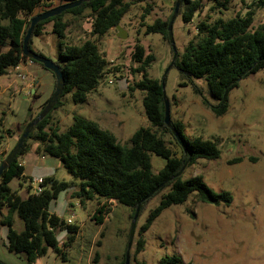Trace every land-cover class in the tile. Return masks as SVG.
Wrapping results in <instances>:
<instances>
[{"label": "rangeland", "instance_id": "1", "mask_svg": "<svg viewBox=\"0 0 264 264\" xmlns=\"http://www.w3.org/2000/svg\"><path fill=\"white\" fill-rule=\"evenodd\" d=\"M176 1H134L118 26L126 36L124 39L118 37L117 28L102 37L94 36L90 12L78 21L70 16L65 17L69 23L65 42L80 46L86 41H93L108 62L109 70L98 87L89 94L86 104L76 105L71 94L61 98L63 106L52 112L53 121L59 122L60 133H65L76 118H84L110 131L125 145L137 130L149 126L143 107L144 92L134 89L135 84L143 79V73L133 72L138 64L133 62L132 55L134 46L140 43L146 55L154 57L148 69L149 78L163 80L174 52L170 42L161 35H146V26L157 19L171 20ZM258 1L234 0L230 9L223 14L213 12L209 5L202 16H197L191 23L183 21L180 12L184 8L181 6L173 23L177 52L182 53L196 36V25L201 19L212 22L218 18L228 20L253 10L256 14L255 26L258 27L264 22V9L254 6ZM32 47L36 53L55 63L64 49L52 32V24L46 26L43 36L33 38ZM27 75L30 81L35 80L36 96L21 90L26 81L20 80L14 69L0 77V165L55 90L53 75L41 65L35 63L29 66ZM184 82L188 85L183 86ZM195 86L201 95L195 93ZM165 94L171 122L184 126L185 138L213 141L220 152L217 160L202 159L187 167L183 179L201 176L212 191L228 192L233 201L230 205L204 204L193 193L184 204L166 209L150 229L141 234L151 211L169 192V189H165L146 204L137 220L129 264H159L162 258L174 255L181 257L185 264H264V69L243 79L239 87L231 91L228 112L221 117H216L203 105L204 99L213 106L219 103L210 94L205 79L193 78L190 82L173 68L165 79ZM165 139L179 154L178 147L172 144V137L166 134ZM28 145L31 171H36L44 180L54 178L74 186L80 184L81 181L70 175L58 159L39 153L37 141L29 139ZM151 158L154 172L158 173L166 161L156 155ZM237 159L241 161L233 163ZM35 178L28 176L23 181L14 179L10 187L25 196L33 195L32 180ZM99 202L100 199H95L81 204L72 189L60 193L50 204L49 212L66 223L72 219V226L78 227L79 232L66 249L64 244L69 238L68 231L58 229L56 232L66 261L49 248L36 264H94L96 256L99 264H125L132 212L114 201ZM104 205L108 212L104 215L103 224H98L93 216ZM15 220L16 230L23 231V221L17 215ZM7 231L0 224L1 261L27 264L25 256L8 251ZM141 238L145 241V247L137 252Z\"/></svg>", "mask_w": 264, "mask_h": 264}, {"label": "trees", "instance_id": "2", "mask_svg": "<svg viewBox=\"0 0 264 264\" xmlns=\"http://www.w3.org/2000/svg\"><path fill=\"white\" fill-rule=\"evenodd\" d=\"M41 1L0 0V77L6 76L10 69H14L27 59L23 51V41L31 19L54 8L49 7L36 13L42 6ZM77 1L79 0H60L58 6ZM134 1L141 0H94L37 24L29 42L30 50H33V38L43 36L49 24L53 26L52 32L58 37L60 47L64 48L57 62L65 79L62 97L71 94L76 105L86 104L89 94L98 87L109 70L108 62L93 41H86L80 46L65 42L69 26L65 17L70 16L74 21H78L90 12L92 34L102 37L119 26ZM233 1L184 0L182 5L184 11H181L180 15L185 23H191L197 16H202L207 6L210 5L213 12L223 14L230 9ZM254 6L264 9V0H259ZM255 21L256 14L253 10H249L244 16L238 14L228 20L218 18L212 22L210 19H201L196 25V36L182 53H178L173 68L190 82L193 78L207 81L210 94L219 103L213 106L204 99L203 105L216 117L224 116L228 112L231 91L239 87L243 79L264 69V22L257 27ZM169 23L170 20L157 19L153 24L146 26V35L159 34L169 42ZM132 58L133 62L138 64V68L133 72L143 73V79L135 84L134 89L144 92L143 107L149 122L148 127L137 130L125 145H122L110 131L103 130L96 122L84 118H76L65 133H60L59 122L52 119V112L63 106L60 99L54 110L30 133L18 157L2 174L0 224L8 230V251L25 256L27 264H36L39 258L47 254L49 248L64 261L67 260L65 252L59 246L56 232L58 229L68 231L69 238L64 244L66 249L75 241L79 228L68 225L51 214L49 206L60 193L68 189H72L73 195L81 204L100 199V202L114 201L124 205L131 210L132 218L139 205L140 217L151 199L169 189L159 206L151 211L141 234L147 232L166 209L184 204L193 193H196L198 201L204 204L218 206L221 203L226 205L232 203L233 197L230 193L212 191L201 176L183 179L184 171L181 174L183 168L185 170L198 160L219 158L217 144L202 138L186 139L183 133L184 126L172 122V126L183 140V145L178 143L172 130L165 124L162 81L148 76V69L154 57L146 55L145 48L137 43ZM33 63L46 69L36 61ZM51 74L56 86V78L53 73ZM182 85L187 86L188 83L184 82ZM194 91L201 95L198 87L195 86ZM47 102L41 107V111ZM166 134L172 137V144L178 147L179 154L165 139ZM29 139L38 142L39 153L58 159L70 175L81 181L80 184L74 186L50 178L44 180L42 186L45 188L39 195L25 196L14 191L10 187L14 179L23 181L28 178L20 160L30 152ZM152 155L166 161L158 173L154 172ZM240 161L237 159L233 163ZM163 184L165 186L161 188ZM106 207L104 205L97 209L93 216L98 224H103L104 215L108 212ZM3 210L7 211L6 215L2 214ZM15 215L23 221L25 226L23 231L16 230ZM144 247L145 241L141 238L137 252L143 251ZM94 264H99L98 256L94 259ZM159 264L185 263L181 257L174 255L162 258Z\"/></svg>", "mask_w": 264, "mask_h": 264}, {"label": "water", "instance_id": "3", "mask_svg": "<svg viewBox=\"0 0 264 264\" xmlns=\"http://www.w3.org/2000/svg\"><path fill=\"white\" fill-rule=\"evenodd\" d=\"M91 1H94V0H79L77 2L60 5V6H57V7L53 8L49 11L37 14L31 19L30 27H29L27 34H26L24 41H23L24 55L26 57L32 59L33 61H36L37 63L42 64L48 71L53 73L55 78H56V86H55V90H54L51 98L48 100L44 109L27 126V128L25 129L24 133L22 134L17 145L14 147V149L10 152V154L7 156V158L0 165V178H1L2 174L13 163V161L18 157L20 150H21L22 146L24 145V143L27 141L30 133L37 127V125L41 121H43L54 110V108L56 107V105L58 104L60 99L62 98L64 88H65V79H64V76H63V73L61 71L60 66L57 63L53 62L52 60L48 59L47 57L40 55V54L34 52L33 50L29 49V42L33 36V31H34L35 27L40 22H43V21H46L50 18L59 16L66 11H69L71 9L79 7L83 3L91 2ZM183 3H184V0H177L176 1V5L174 8V14L170 20L169 25H168V38H169L170 45H171L173 52H174V58L170 64V67L168 68V70L166 72V75L164 76V78L162 80V88H163V94H164V99H165V114H164L165 124L168 128H170L172 130L173 135L175 136L176 140L178 141V143L180 145H183V140H182L181 135L172 126V122H171V118H170L169 103H168V100H167V97L165 94V79H166L167 73L174 67L177 56H178V52H177L175 40H174V35H173V23H174L176 17L178 16L179 9L183 5ZM117 30H118V37L119 38H123V39L126 38L124 32L119 27H117ZM183 171H184V168L181 171V174ZM164 186H165V184H163L161 186V188H163ZM140 209H141V205H139L138 208L136 209L135 215H134L133 220H132L130 238H129V243H128L127 252H126L125 264H129L130 250H131L132 244H133V237H134V232L136 229L137 220H138L139 214H140ZM0 264H2V263H0Z\"/></svg>", "mask_w": 264, "mask_h": 264}, {"label": "built area", "instance_id": "4", "mask_svg": "<svg viewBox=\"0 0 264 264\" xmlns=\"http://www.w3.org/2000/svg\"><path fill=\"white\" fill-rule=\"evenodd\" d=\"M60 0H42L41 1V8L39 9L40 11L42 10H47L49 7H57L59 5ZM34 65L33 60L28 58L21 62L17 67L14 68V71L17 72V76L20 80L22 81H27L28 80V75H27V71H28V67ZM34 82L32 81L27 87H26V92L28 95H30L31 93V89L34 86ZM42 159H44V157H42ZM23 165V164H21ZM44 183V179L42 178H35L32 180V185L33 187V191H34V195H39L42 193L43 189H42V184ZM72 219H69L67 221L68 225H72Z\"/></svg>", "mask_w": 264, "mask_h": 264}, {"label": "crops", "instance_id": "5", "mask_svg": "<svg viewBox=\"0 0 264 264\" xmlns=\"http://www.w3.org/2000/svg\"><path fill=\"white\" fill-rule=\"evenodd\" d=\"M40 12V10L39 9H37L36 10V13H39ZM52 28H53V26H52ZM53 30V29H52ZM45 31H46V29L44 30V33H45ZM39 38V37H38ZM35 52V51H34ZM10 70H12V69H10ZM9 70V71H10ZM35 81V80H34ZM32 81H30L29 80V78H28V80L25 82V83H23V85L21 86V90L22 91H26V87L31 83ZM11 85H12V83H10ZM35 82H34V86H33V88L31 89V93L33 94V95H35V94H37V90H35ZM30 152L27 154V155H25L23 158H21V160H20V163L21 164H23V166H24V168H25V176L26 177H32V176H36V178H41L40 176L41 175H38L37 174V172L35 171H31L30 169H29V166H30V164H29V160H30ZM1 155H2V151L0 152V157H1ZM39 171H41V170H39ZM2 214L3 215H6L7 214V211L6 210H3L2 211ZM1 252H0V258H1ZM23 261H25V259L23 258ZM0 262H2L3 264H7V263H5V262H3V261H1V259H0ZM26 262V261H25Z\"/></svg>", "mask_w": 264, "mask_h": 264}]
</instances>
